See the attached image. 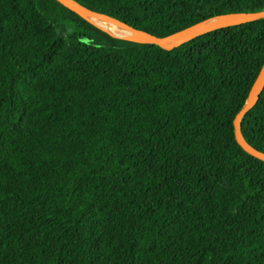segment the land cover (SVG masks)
Segmentation results:
<instances>
[{
	"label": "trees",
	"instance_id": "16d2710c",
	"mask_svg": "<svg viewBox=\"0 0 264 264\" xmlns=\"http://www.w3.org/2000/svg\"><path fill=\"white\" fill-rule=\"evenodd\" d=\"M159 37L264 0H76ZM264 18L173 49L57 0H0V264H264V161L234 119ZM264 152V90L242 120Z\"/></svg>",
	"mask_w": 264,
	"mask_h": 264
},
{
	"label": "water",
	"instance_id": "95a60500",
	"mask_svg": "<svg viewBox=\"0 0 264 264\" xmlns=\"http://www.w3.org/2000/svg\"><path fill=\"white\" fill-rule=\"evenodd\" d=\"M57 1H59L64 6L70 8L71 10L79 13L83 17L90 19L91 21H93L91 19L92 17H97L118 24L133 33V35L130 37L115 35L108 29L100 26L99 24L93 21L94 23H96L97 25L107 30L116 37L130 38L142 43L157 44L168 50L178 47L181 44L191 39H194L200 35L208 33L212 30H216L228 26L239 25L264 18V9L258 11H239L228 15L214 17L208 20L200 21L188 27H185L167 37H159L146 30L138 29L113 15L83 6L76 0H57ZM263 90H264V64L250 89L249 96L245 105L235 116L234 127H235V136L238 143L247 152L264 161V152L251 145L248 142V140L245 138L242 130V120L245 114L258 102Z\"/></svg>",
	"mask_w": 264,
	"mask_h": 264
},
{
	"label": "bare ground",
	"instance_id": "6f19581e",
	"mask_svg": "<svg viewBox=\"0 0 264 264\" xmlns=\"http://www.w3.org/2000/svg\"><path fill=\"white\" fill-rule=\"evenodd\" d=\"M94 22H96L97 24H99L100 26L108 29L109 31H111L113 34L115 35H119V36H124V37H130L133 35V33L131 31H129L128 29L115 24L113 22H109L106 21L104 19H100L97 17H92L91 18Z\"/></svg>",
	"mask_w": 264,
	"mask_h": 264
}]
</instances>
